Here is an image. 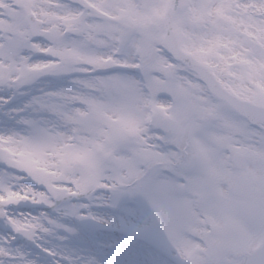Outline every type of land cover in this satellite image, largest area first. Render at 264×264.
Masks as SVG:
<instances>
[{
  "label": "snow or ice",
  "instance_id": "snow-or-ice-1",
  "mask_svg": "<svg viewBox=\"0 0 264 264\" xmlns=\"http://www.w3.org/2000/svg\"><path fill=\"white\" fill-rule=\"evenodd\" d=\"M0 10V264H264V0Z\"/></svg>",
  "mask_w": 264,
  "mask_h": 264
},
{
  "label": "clouds",
  "instance_id": "clouds-1",
  "mask_svg": "<svg viewBox=\"0 0 264 264\" xmlns=\"http://www.w3.org/2000/svg\"><path fill=\"white\" fill-rule=\"evenodd\" d=\"M76 75H80V76H82V78H89V77L83 76V74L80 72H77ZM70 79H71L70 77H62V78H59L58 81H54L53 77L43 76L38 81V83L33 85V90L41 88V87L47 88L50 85H58V86L66 87V88L76 87L75 85H73L69 82ZM162 99L167 100L168 97H162ZM75 107H82V106H80V105H69V109L75 108ZM49 119L51 121L48 125L49 127H51L52 124L54 123L56 128L59 131L64 132L66 134H70V135H85V134H87L86 131L83 129H80L79 131H74V127L72 125L66 124L63 121L56 120L55 118H49ZM131 211L132 212L137 211L135 206H132ZM128 218L132 221L144 219V220H147L149 222V224H154L156 222L155 218L152 217L150 208L148 206L144 207L142 217L132 215V216H129ZM127 240H128V243L133 247H145L149 243L148 240L145 238L143 233L131 234L127 237Z\"/></svg>",
  "mask_w": 264,
  "mask_h": 264
},
{
  "label": "rangeland",
  "instance_id": "rangeland-1",
  "mask_svg": "<svg viewBox=\"0 0 264 264\" xmlns=\"http://www.w3.org/2000/svg\"><path fill=\"white\" fill-rule=\"evenodd\" d=\"M6 2L11 3V0H6ZM0 11H3V10H0Z\"/></svg>",
  "mask_w": 264,
  "mask_h": 264
}]
</instances>
